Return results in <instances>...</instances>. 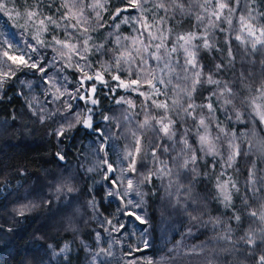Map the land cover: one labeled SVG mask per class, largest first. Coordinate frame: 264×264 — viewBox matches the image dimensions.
Segmentation results:
<instances>
[{"label": "snow or ice", "instance_id": "snow-or-ice-1", "mask_svg": "<svg viewBox=\"0 0 264 264\" xmlns=\"http://www.w3.org/2000/svg\"><path fill=\"white\" fill-rule=\"evenodd\" d=\"M107 3L108 0H92L90 3L85 0H34L30 5L32 10L27 13L28 21L34 28L31 36L34 43L28 42L24 48H20L12 42L0 41V90H3L13 77L16 78L15 82L32 88L31 81L20 80L17 73H31L33 76L39 73V83L44 86L42 94L45 100L41 103L33 98L28 102V107L39 123L53 120V117L64 121L52 130L51 134L57 139L65 137L77 125L91 130L87 134L98 133L99 124H93L98 109L88 107L82 112H76L70 100L99 105L100 100L96 98L98 85L109 88L110 92L123 89L125 92L136 93L142 98L138 112L129 111L137 108L132 99L121 96L115 103L127 105L124 109L128 113L123 117L125 121L131 122L133 116L141 115L143 119L137 122L135 130L128 128L127 132L112 130L111 124L106 125L109 134L105 136L103 132L98 133V159L87 172L103 171L104 180L108 181L109 187L117 189L108 192V196L113 199L118 197L125 201L131 193L133 198L126 199L125 209L129 205L133 209H142L147 193L140 191V184L153 183L154 178L161 181L167 179V188L175 189L174 192H168L169 197H176L174 204L169 200L171 207L188 215L191 221H198L199 216L193 213L202 212L203 209L198 205L199 194H193L196 184H204L205 179L211 182L213 179L209 171L201 173L200 166L203 161L205 169L219 168L215 175L217 196L214 198H218L225 208L233 209L231 218L237 223H242V217H245L250 224L259 225L258 228L250 227L238 241H233L230 235L222 239L232 243L233 251L238 250L235 248L238 243L252 245L253 250L261 247L264 245V176L257 178L256 162L249 161L243 195L237 181L230 176L227 180H222L221 177L227 174V169H234L239 157H249L255 151L264 158V139L257 140L255 144L249 140L248 150H242V144L237 141L244 134L238 136L235 131L222 126L223 121L218 119L216 113L218 109L227 113L230 108L235 120L243 123L241 109L250 110V115L264 124V59L259 58L264 57V12L257 18L252 15L253 10L245 5L243 11L247 14L238 16L237 29L233 27V16L237 13L241 0H150V6L149 0H120L122 7L116 8L111 16L112 24L108 25L114 28L111 34L114 41L96 43L90 32L98 31L106 23L101 13L96 10L105 9ZM44 9L52 14L45 15ZM89 9L96 11L94 21L88 12ZM129 10L139 12L131 21L135 25L133 32L136 35L121 36L118 31L120 24L130 23L129 17L123 16V13ZM0 11H7L3 2H0ZM161 11L165 15L158 16ZM145 13L152 14L151 22ZM177 16L180 17L179 20L176 19ZM185 18L193 30L178 31L177 28L184 23ZM169 19L175 21V24L170 28L164 27ZM117 20L120 23H116ZM224 23L237 33L234 39L239 45L235 51L227 40L222 41V44L227 45L226 48L217 47L215 31L225 32L226 29L221 27ZM57 29L62 31L57 32ZM49 31L54 33L51 39H42L43 34ZM239 33L247 35L242 36ZM173 36L174 39L170 40ZM240 46H245L243 51ZM48 48L55 53L51 60L46 58V53L41 52V49ZM201 50L220 54V62L215 64L214 70L200 62ZM177 53L183 57L182 63L180 56L174 55ZM251 56H257L258 59H246ZM97 57L106 59H96ZM57 62L61 64L60 71L72 68L79 73L78 87L74 92L67 88V77L60 81L55 75L49 74L51 67ZM257 64L260 65L259 80L254 71ZM229 72L232 74L231 78L224 80L223 76ZM106 76L115 82V87L109 85ZM216 76L221 78H214ZM86 82H90L87 87ZM204 84L213 85L214 88L208 90L209 95L203 97L204 102L198 103L199 90ZM256 84L258 86L254 87ZM4 96H7V92H4ZM64 97L68 99H63ZM58 101H62L63 110L69 112L74 119H69L68 115L59 116L61 107L49 111L47 105L56 104ZM76 107L79 108V104ZM99 116L106 122L114 120V117L104 115L103 112H100ZM226 118L232 120L230 115ZM189 121L192 123L188 124ZM53 123H56V120H53ZM115 129H121L119 122L115 124ZM149 131L153 133V138L149 141L153 167L146 172H139V169L146 167L145 160L149 156L144 143L147 139L145 134ZM121 135L128 143L117 156L119 163L114 167V162H110L109 153L117 152V141ZM170 150L176 152V155L170 156L172 166H169L167 160L161 159V156ZM100 153H103V156H100ZM57 156L60 160L65 158L59 153ZM208 157L212 158L211 161H207ZM127 173H138L142 179L135 184L132 179H128L127 186L123 187ZM75 179L77 177L71 173L61 177L55 191H76L73 185ZM44 187L38 182L37 186L23 197L25 200L34 197V200L14 209L18 216L23 217L27 212L35 211L45 202ZM121 187L122 194L119 193ZM205 190L211 195L207 185ZM11 195L10 192L3 199L7 201ZM234 195L240 200L239 208L233 203ZM135 197H139V200ZM47 202L51 204V197H48ZM6 207V204L0 203V208ZM70 207L69 203L66 207L58 208L52 216L64 213ZM126 214L134 217L140 224L146 222L145 218L135 211H128ZM35 219L32 222H35ZM215 222L219 223V219ZM3 231V227H0V232ZM231 231L229 228L228 232ZM257 232L260 233L259 243ZM11 243L12 241H8L4 247L7 248ZM61 251L67 252V245ZM222 251L229 252V249L224 248ZM203 252V247L199 250L193 247L189 254L200 255ZM37 260L38 264H43L42 256L37 257ZM259 261L264 264V255L259 257Z\"/></svg>", "mask_w": 264, "mask_h": 264}, {"label": "trees", "instance_id": "trees-1", "mask_svg": "<svg viewBox=\"0 0 264 264\" xmlns=\"http://www.w3.org/2000/svg\"><path fill=\"white\" fill-rule=\"evenodd\" d=\"M245 5L253 10L252 15L257 18H259L261 12H264V0H254V2L253 0H241L237 13L233 16V27L235 28L238 16L241 14L246 15L243 11ZM148 6H150V1ZM117 7H122L120 0H108L105 9H101L100 13L103 21L107 22L105 25H109L112 22L111 16ZM44 12L47 15L52 14L47 9H44ZM129 13L132 14L135 11ZM145 15L148 16L149 22H151L152 14L145 13ZM159 15L165 14L161 11ZM176 19L179 20L180 17L177 16ZM11 22L7 13L0 11V41H4L5 35L9 37L10 33L17 34L18 31L16 30H10L9 32L6 29L9 25L12 26ZM192 22H195L194 18ZM174 24L175 21L169 19L168 23L163 26L170 28ZM221 27L225 28L226 31H215L217 47L226 48L227 45L222 44V41L227 40L232 44L235 51L239 45L233 38L236 32H233L227 23L222 24ZM177 30L183 32L193 29H191L187 18H185L184 23ZM97 34L99 32L95 34V42L99 43L100 40H98ZM171 39H174V36ZM247 47L250 49V45ZM241 48L244 49V47L240 46ZM48 55H51L50 52L46 53V58ZM199 57L201 63L208 65L213 70L215 64L219 63L221 59L219 53H209L205 50H201ZM259 58L264 59V57ZM246 59L256 60L258 57L251 56ZM48 60L51 59L49 58ZM249 67L251 68V65ZM237 69H240L239 59L237 60ZM53 71L54 68L51 67L49 74L51 75ZM254 71L257 75V80H259V64L256 65ZM39 75V73L36 76L31 73L27 75L17 73L20 80L31 81L32 88L15 82L16 78L13 77L5 85V88L0 90V203L7 205L6 208H0V227L4 229L3 232H0V249H2L0 251V264H38L37 257L39 256L43 257V264H160L171 249V245L175 243L174 240L177 239L178 232L181 230L180 222L182 218L176 211L172 219L162 217L159 220L156 208L158 209L163 204H168L169 198H172V202L176 197L166 196L165 198V186L160 179L154 178L153 183L139 185L140 191L147 193L144 196L142 209H133L131 205L125 209L126 199L133 198L131 193L129 197L125 198V201H121L118 197L113 199L108 196V192L116 191L117 189L109 187L108 181L104 180L103 171L87 172V169L93 167L98 159L96 154V150L99 147V142L97 141L98 133L103 132L107 136L109 129L106 125L108 124H111L112 130L126 131L125 121L122 120L120 113L121 110L124 111V105L115 103L116 99L122 96L123 93L119 89L112 93L109 88L98 85L96 98L100 100L99 105L90 106L81 100H70L76 112H82L88 107H92L94 110L98 109L97 115L93 118L94 126L99 124L98 133L87 134L91 130H85L81 125H77L65 137L57 139L51 134L52 130L53 128H58L64 121L53 117L56 123H53V120H46L43 124L39 123L28 107V102H31L33 98L41 103L45 100L42 94L44 86L39 83ZM65 76L67 77L68 90L74 92L76 86L78 87L77 75L67 71ZM231 76L232 74L229 72L223 76V79L228 80ZM105 78L109 80L111 87H115L114 81H111L107 76ZM214 78L221 77L216 76ZM256 86L258 84L254 85V87ZM211 88H214V86L203 85L197 97L198 103L204 102L203 97L209 95L208 90ZM4 92H7V96H4ZM63 99H68V97ZM77 104H79V108L76 107ZM47 107L49 111H55L57 107H61L59 116L68 115L69 119H74L69 112L63 110L62 101L47 105ZM241 111L243 113V123L235 120V115L230 108L227 113L218 109L216 115L220 121H223L222 126L230 131H235L238 136L241 133L244 134L237 142L242 144V150L247 151V141L250 140L255 144L257 140L264 139V129L258 118H253L250 115V110L241 109ZM100 112L114 117V120L104 121L99 116ZM229 115L232 116L231 121L226 118ZM115 116H118L117 121ZM132 118L131 125L133 123V127L130 128L135 130L139 120L135 116ZM117 122L121 125L119 130L115 129ZM191 123V121L188 122V124ZM46 125H51V127H46ZM146 137L147 139H145L144 143L149 156L145 160V168L139 169L138 165L139 172H146L147 169L153 166L150 156L151 145L149 143L153 137H150V135H146ZM124 139V136L121 135L117 141V152L115 154L109 153L110 162H114V166L119 163L117 156L125 146ZM60 140H63V142L61 143ZM127 143L128 140H126ZM57 153L63 155L65 157L64 160H60ZM100 156H103V153H100ZM163 156L166 158L165 155ZM206 159L211 161L212 158L208 157ZM249 161L256 162L257 178L264 176V158L253 151L249 157H239L234 169H227V174L221 177L222 180H227L230 176L237 181V186L241 189V195L244 194L245 182L248 178ZM203 163L202 161L200 166L201 173L209 171L213 179L211 182L205 179L204 184H196L193 193L194 195L196 193L199 194L198 205L203 209L202 212H194L195 215L199 216L197 223L199 231L204 228L207 230L204 234L207 235L209 231L203 221L210 219V221L212 220L211 222H215L218 218L219 224L222 226L224 224L225 226L223 230L227 233L229 228L232 230L230 236H242L250 223L245 217H242V223H237L231 218L233 209L225 208L218 198H214L217 196L214 186L215 175L219 172V168L215 170L211 167L205 169ZM69 173L77 177V179L73 180V185L77 190L72 193H57L55 188L59 186L60 178L68 176ZM131 177L134 184L142 179V176L138 173L131 174ZM38 182L45 186V202L35 211L27 212L23 217L18 216L14 209L28 203L29 200H34V197H29L28 200L23 199V197L32 188L36 187ZM126 184L125 178L123 187H126ZM205 185H207L211 195H208ZM123 187L119 189L120 194L123 193ZM173 190L175 189L173 188ZM10 192L12 195L5 201L3 199L4 196H7ZM17 197H20V199L18 200ZM48 197H51V204L47 202ZM135 199L139 200V197H135ZM69 203L71 207L66 212L52 216L56 209L66 207ZM233 203L236 208L241 206L240 200L235 195L233 196ZM171 210L174 211L175 209L171 208L168 212H171ZM128 211H135L138 215L145 218L146 222L140 224L134 217L126 214ZM206 217L209 219H206ZM34 218H36L35 222H32ZM212 229H214V226H212ZM202 234L200 236L204 235ZM200 236L196 240H200ZM144 237L148 241L146 242L148 247L141 249ZM161 240L163 244L159 245L158 242ZM8 241H12V243L5 248L4 245ZM65 245L68 247L67 252L61 251ZM162 245H164L163 248H161ZM243 247L241 252L244 253L236 252V255L234 254L233 256L235 261L231 264H255L257 258L264 255V245L252 250L253 253L245 251L246 245ZM100 249H107L106 256L110 255L102 259L100 257L96 258L95 255L102 251ZM127 250H129L131 256H128Z\"/></svg>", "mask_w": 264, "mask_h": 264}, {"label": "rangeland", "instance_id": "rangeland-1", "mask_svg": "<svg viewBox=\"0 0 264 264\" xmlns=\"http://www.w3.org/2000/svg\"><path fill=\"white\" fill-rule=\"evenodd\" d=\"M0 2H3L6 4L7 16L12 21L11 22L12 26L9 25V27L6 29H8L9 32H10V30L18 31L17 34H11L10 33L9 37L5 35L4 36V42H12L13 44H15L16 46H18L20 48H24L25 44L28 42L34 43V41L31 40V36L34 33V28L32 27L31 23L28 21V18H27V13L30 10H32L30 8V5L34 2V0H0ZM85 2L90 3V2H92V0L85 1ZM96 11L100 12L101 9H97ZM96 11H92L91 9L88 10L90 16L93 18V21H94L95 15H96ZM131 11L132 10H129L128 12L123 13V16L129 17L130 23L120 24V28L118 31H119V34L121 36L136 35V33L133 32L134 24L131 21L133 20L134 17L138 16V11H135V13L130 14L129 12H131ZM44 14L47 15L46 12H44ZM245 14H247V13L245 12ZM40 18H43V17H40ZM36 23L38 24V20ZM116 23H120V21L117 20ZM111 24H112V22L109 23V25H111ZM25 25H27V27H25ZM236 28L237 29L239 28L238 22L236 24ZM56 31L61 32L62 30L57 29ZM153 31H155V30H153ZM96 32L97 33L99 32V34H97L98 40H100L99 43H103L105 40L114 41V36L111 35L114 32L113 27H109L106 24L103 27V29L100 28ZM96 32H90V35H92L94 40L96 39V35H95ZM53 34L54 33L49 31V32L44 33L41 38L45 39V40H50L51 36ZM236 34L237 33H235L233 35V38ZM239 34L242 36L247 35L246 33H239ZM17 38H18V40H16ZM241 47H245V46H241ZM242 51H243V49H242ZM41 52L42 53L50 52L51 55L50 56L48 55L47 59H49V58L51 59V57L53 55H55V53H53L51 48L41 49ZM174 55L180 56L181 63L183 62V57L181 56L180 53H177ZM96 59H106V57H97ZM52 68H54V71L51 75H55L57 77V79L60 81H63V79L66 77L65 72L67 73V71L72 72V74L75 73L77 75V80L79 79V73L75 72V70L72 68H68V69H64L63 71H60L61 64L59 62H57L54 66H52ZM89 83L90 82H86L85 87H87ZM119 90L123 93V95H122L123 97H125L127 99H132L137 104V108L132 109L130 111L131 112H138L140 110L139 105H140L142 98L138 97L136 93L125 92L123 89H119ZM112 93H114V92H112ZM82 102L85 103L84 101H82ZM89 105L93 106L91 104H89ZM126 108H127V105H124V109H126ZM120 113L122 116V120L125 121L123 119V117H124V115H127L128 113H126L123 110H121ZM135 118H137L138 120H142L143 116L142 115L139 117L135 116ZM115 120L116 121L118 120V116H115ZM132 120H133V118L131 119V121ZM262 126L264 129V124H262ZM125 127H126L125 128L126 131H124V132H127L128 128L133 127V123L131 125V122L125 121ZM151 133L152 132L149 131L146 133V135H150V137H153V134H151ZM124 142L126 144L125 139H124ZM177 148H179V145H177ZM164 155L166 156V158L162 155L161 159L167 160L169 162V166H172V161L170 159V156L176 155V152H173L170 150L169 153H166ZM131 174H133V173H127L126 174V176H125L126 183H127L128 179H132ZM117 175H119V172H117ZM162 183L166 188L165 198H166V196L169 197L168 192L169 191L174 192L175 190H173V189L169 190L167 188V184H168L167 179L163 180ZM126 186H127V184H126ZM171 199L172 198H169V200H171ZM172 203L174 204L175 200H173ZM171 208L174 209L173 207H171L169 202H168V204H163L158 209L156 208V213L159 216V220L162 217H165L166 219H169V218L172 219L175 216L176 210H174V211L171 210V212H168ZM178 213L180 214V217L182 218L181 222H180L181 223V230L178 232V236L176 237L177 239L174 240L175 243L173 245H171V247H170L171 249L169 250L168 254L165 255L163 262H160V264H231L233 261H235L233 256H234V254L236 255V252L242 253V254L244 253L241 251L243 250V248H244L243 246H245V244H243V243L236 244L235 248L236 249L238 248V250L233 251L232 250V247H233L232 243L225 240V239H222V237H226V236L232 234L229 232L227 233L225 230H223L225 228L224 224L222 226L219 223L217 224L215 222H211L212 220L210 221V219L208 217H206V219H209V220L208 221L204 220L203 224L205 225V227H207L209 233L207 235H205L204 232H206L207 230L202 228V230L199 231V229L197 227V225H198L197 223L199 220L198 221H191L188 215L183 214L181 212H178ZM193 215H195V213H193ZM212 226H214V229H212ZM220 226H222V227L220 228ZM250 227L251 228H258L259 225L258 224H250L248 226V228L245 229L244 233L248 232ZM189 230H191V233H189ZM226 230H227V227H226ZM200 234H202L203 236H200ZM259 235H260V233L257 232V242H259ZM199 236L201 239L196 240V238H198ZM136 237H138V236H136ZM231 237H232L233 241H238L240 236H235V237L231 236ZM142 242L143 243H142L141 249H146L148 247L147 243H146V242H148L146 237H144ZM158 243H159V245L163 244V241L161 240ZM164 245H162L161 248H163ZM133 247H135V246H133ZM133 247H132V249H134ZM193 247H195L198 250L201 247H203L204 252L201 253L200 255L189 254L191 252V249H193ZM224 248H228L229 252L222 251ZM253 248H254V246H252V245H246V250L249 253H253L252 252ZM100 250H102V251H99L95 255L96 258L100 257V259H102V258L108 257L110 255L109 254L108 256H106L107 255V251H106L107 249L106 250L100 249ZM126 253L129 254L128 256H131L129 253V250H127ZM103 260H105V259H103ZM220 260H221V262H220ZM246 264H249V263H246ZM255 264H260L259 257L257 258V261Z\"/></svg>", "mask_w": 264, "mask_h": 264}]
</instances>
